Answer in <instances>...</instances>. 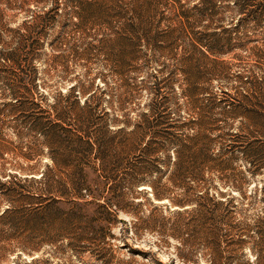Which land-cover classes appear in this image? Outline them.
Masks as SVG:
<instances>
[{"label": "rangeland", "instance_id": "1", "mask_svg": "<svg viewBox=\"0 0 264 264\" xmlns=\"http://www.w3.org/2000/svg\"><path fill=\"white\" fill-rule=\"evenodd\" d=\"M83 1L0 0V214L16 205L3 196L5 189H13L15 177H25L30 170L38 177L51 163L42 146L30 160L23 156L32 133L15 121L13 91L20 86L25 95L30 76L36 74L44 101L38 96L34 101L42 109L49 110L47 104L75 86L95 95L90 104L99 103L96 115L108 113L106 119L117 118L126 131L146 116L149 121L163 114L166 121H175V136L190 135L214 120L219 131L238 136L232 137L235 144L251 143L258 155L235 151L231 169L204 171L200 179L186 177L184 182L193 186L194 194L230 193L246 221L261 215L264 116L254 113L264 115V22L256 24L239 14L232 7L234 0H213L221 20L201 9L203 0H151L155 16L150 25L137 24L129 10L122 20L130 25L116 19L102 23L92 8L81 11ZM90 166L91 179L97 163L91 159ZM226 177L236 179L237 188H229ZM152 180L149 176L146 181ZM125 185L130 215L119 211L113 236L82 243L78 257L65 241L57 249L24 250L8 218L1 219L0 264H25L37 257L51 264H251L254 256L248 246L232 252L227 237L219 240L215 254L204 228L187 226L190 213L183 209L191 206L157 200L144 183ZM181 191L175 187V198ZM173 209L180 211L171 219L176 238L168 235L172 229L167 225L162 230L142 226L150 212L168 218Z\"/></svg>", "mask_w": 264, "mask_h": 264}, {"label": "trees", "instance_id": "2", "mask_svg": "<svg viewBox=\"0 0 264 264\" xmlns=\"http://www.w3.org/2000/svg\"><path fill=\"white\" fill-rule=\"evenodd\" d=\"M214 4L213 0H203L201 9L211 19L215 16L221 20L216 17ZM152 5L151 0H84L80 9L90 7L96 20L109 23L116 19L121 25H130L123 21L129 10L137 24L147 26L155 16ZM232 7L251 22H264V0H234ZM28 85L25 95L20 93V86L13 91L15 121L32 133L27 151L22 154L30 160L39 154L42 146L47 149L51 163L45 165L38 177L31 170L25 177H15L13 189L7 188L3 193L8 203L16 205L4 209L0 220L8 218L6 223L19 233L21 248L30 252L43 246L57 249L58 243L65 241L66 247L78 257L85 247L82 243L105 242L106 237L113 236L111 230L119 211L130 215L125 207V184L144 183L157 200L166 198L181 208L191 206L183 209L190 213L186 224L204 228L215 254L219 240L227 237L228 246L235 248H231L232 252L248 246L254 256L250 263L264 264V211L252 221H246L238 215V203L230 193L215 197L207 192L194 194L193 186L184 182L186 177L192 182L200 179L204 171L231 169L235 151L258 155L251 143L244 147L235 144L232 137L238 136L219 131L214 120L194 129L190 135L175 136V123H172L175 121H166L168 116L163 114L152 115L149 121L146 116L126 131L119 127L117 118L106 119L108 113L96 115L94 110L99 103L90 104L95 96L90 91L71 86L67 93L59 94V101L47 104V110L34 101L35 96L44 101L37 89L36 74L30 76ZM84 94L88 95L81 103ZM256 113L264 116L260 111ZM145 136L148 138L144 139ZM91 159L97 167L90 179ZM149 176L154 180L146 181ZM224 182L232 189L238 186L231 177H226ZM175 187L182 190L176 198ZM170 193L174 195L170 197ZM175 213L180 211L173 209L168 218H161L153 217L150 212L141 220L142 226L162 230L167 225L172 229L168 235L176 238L175 220H171ZM121 221L129 229L132 227L131 222ZM22 233L25 235L21 237ZM46 259L37 257L25 264H51Z\"/></svg>", "mask_w": 264, "mask_h": 264}]
</instances>
